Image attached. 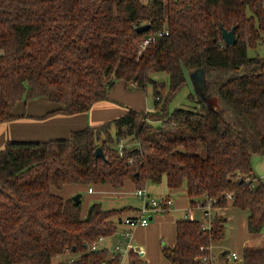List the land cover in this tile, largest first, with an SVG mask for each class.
Instances as JSON below:
<instances>
[{
    "label": "trees",
    "instance_id": "obj_1",
    "mask_svg": "<svg viewBox=\"0 0 264 264\" xmlns=\"http://www.w3.org/2000/svg\"><path fill=\"white\" fill-rule=\"evenodd\" d=\"M144 24L149 29L138 32ZM222 27H236L233 44ZM263 42L264 0H0V123L17 117V102L40 97L58 104L48 116L89 111L117 80L151 84L154 96L153 111L128 108L67 138L7 141L0 149V264L121 263V254L90 246L117 232L127 208L95 201L83 217L82 194L75 202L55 191L67 184L121 190L130 181L137 190L166 178L171 191L185 189L193 210L211 198L208 227L198 218L177 221L175 244L162 248L168 264H215L211 246L227 235L216 210L229 203L248 210L251 234L263 232L264 180L253 157L264 154V57L248 54ZM198 69L207 86L191 95L196 107L169 111ZM156 72L169 75L168 88L152 79ZM124 138L135 143L121 154ZM99 146L104 158L95 155ZM129 264L149 263L131 251ZM243 264H264V245L246 247Z\"/></svg>",
    "mask_w": 264,
    "mask_h": 264
},
{
    "label": "crops",
    "instance_id": "obj_2",
    "mask_svg": "<svg viewBox=\"0 0 264 264\" xmlns=\"http://www.w3.org/2000/svg\"><path fill=\"white\" fill-rule=\"evenodd\" d=\"M32 100L25 102L27 107L30 109L23 110L21 108L22 104H19L21 101L17 102L18 106H15L16 108L13 110L17 117L12 120L0 123V149L5 146L8 140L46 141L57 138H67L73 130L81 129L73 125V121L76 117L75 115L78 114L65 115L63 113H54L53 115L48 116L47 113L53 111L54 109H49V111L45 113L37 112L34 109H31L33 105L31 102ZM100 103L106 102L99 101L93 105L92 108H95V106L99 105ZM257 155H261L257 157H259L258 159H261L264 166V154ZM258 176L264 180V176ZM162 182L165 184L158 186V188L156 187V189L155 186H149L154 184L148 183L147 189L154 196H171L173 200L171 209L166 213H156L150 216L149 225L133 228V244L140 252V255L143 254V259L151 263L156 262L158 257H160V255L163 253L162 248L164 245L173 246L175 244L177 221L181 218H185L186 215V213H184V215L181 216L180 213L185 211L186 208H188L186 211L191 208L190 199L187 196L185 189L175 193L169 189L166 178H164ZM96 191L101 194L104 192L110 193L111 191L112 193L116 192V194H132L135 196V187L130 181L127 182L125 188L121 190L112 189L106 185H103L97 189L95 188L94 192L92 193H95ZM64 197L68 198L70 196L65 195ZM140 201L142 204L136 207L138 212L143 205V200L140 199ZM200 210L202 211V209L198 207H196L194 210L192 209L193 212ZM216 212L225 216L227 219V235L224 239L214 243L211 246L210 254L212 260H216L215 264H243V250L248 246H263L264 231L258 234H251L248 229V210L237 208L231 203H229L226 207L217 209ZM82 215L84 217L86 213L83 212ZM128 216L133 215H123L122 219ZM122 219L119 220L117 232L113 236L107 237L103 240L102 244L111 251L114 245L117 243V240L121 237V232L128 228ZM112 239H116L115 244H112ZM227 248H232L231 252H229ZM225 252H228V254L226 259L222 261L221 255ZM234 252L238 255V258H235L239 260L237 263L234 262L235 259L232 256Z\"/></svg>",
    "mask_w": 264,
    "mask_h": 264
},
{
    "label": "rangeland",
    "instance_id": "obj_3",
    "mask_svg": "<svg viewBox=\"0 0 264 264\" xmlns=\"http://www.w3.org/2000/svg\"><path fill=\"white\" fill-rule=\"evenodd\" d=\"M142 2H149L151 0H141ZM248 54L249 56H261L264 57V42L262 44H259L256 47L250 46L248 48ZM152 79L156 81L165 82L167 88L170 82L169 75L166 72H156L151 75ZM164 94H166V90L164 91ZM198 97V90L196 86L193 83V80L189 73V79L187 84L181 88L176 95L171 99L169 103V111H174L177 108H188L193 109L196 107L197 103L195 100H193L192 96ZM36 100H32V108L37 112H47L49 109H55L57 108L58 104L50 101L46 97H40L35 98ZM26 101H21L22 104L21 108L23 109H30L27 107ZM213 102L215 106H218L219 99L217 96H213L210 100ZM100 102H106V103H100L99 105L95 106V108L90 109L89 111L77 113L78 115H75V119L73 121V125L77 128H85L89 125H96L99 124L105 120H112L114 118H117L121 115H123L128 108H133L136 110L141 111H153L154 110V96H153V86L149 84L145 89H139L134 83L132 82H125L123 80H117L115 85L108 91V98L104 99ZM18 106V103L15 105ZM100 106V107H99ZM13 110H15V108ZM99 107V108H98ZM98 108V109H97ZM28 111V110H27ZM67 115V114H65ZM64 116V115H63ZM106 116V117H103ZM155 127L161 126L160 121H156L153 123ZM124 146H133L135 143L134 140H131L130 138H124L123 142ZM261 155H254L253 157V168L255 172L260 175L264 176V166L261 159H258ZM162 184H165L164 182H161L159 184L149 185V186H155L158 188V186H161ZM57 193H60L61 195H67L70 197H73L75 194L80 193L82 194V213H87L89 206L91 203L95 201H101L104 203L105 207H117V208H127L124 212V215L130 214V215H138L139 212L136 209V207L140 206L142 202L138 197L131 195H125V194H116V192H104L103 194L96 191L95 193H90L88 191L87 186L83 185H77V184H67L64 186L62 190H56ZM153 195V194H152ZM154 196V195H153ZM133 207V208H129ZM188 208L185 209V211H182L180 214L181 216L184 215V213H187ZM194 216L198 219H204L203 211H194ZM117 239V238H116ZM116 239H112V244L116 242ZM161 243V242H160ZM162 244V243H161ZM229 252H231L232 248H227ZM68 255H60L54 258L55 262L66 260L68 259ZM235 259V258H234ZM169 260H167L166 256L163 255V253L158 257L156 262H148L149 264H168ZM237 259L234 260V262L237 263ZM216 260H214V263ZM121 264H128V254L122 255Z\"/></svg>",
    "mask_w": 264,
    "mask_h": 264
},
{
    "label": "built area",
    "instance_id": "obj_4",
    "mask_svg": "<svg viewBox=\"0 0 264 264\" xmlns=\"http://www.w3.org/2000/svg\"><path fill=\"white\" fill-rule=\"evenodd\" d=\"M163 32L158 33V35H162ZM167 34V31H166ZM155 40L154 36H150L148 38H145L142 47L145 48L151 41ZM123 139L119 141V150L120 153L123 154L124 152V144L122 143ZM90 193L94 192L93 187H90L88 189ZM135 195L143 200V205L140 208L138 215L128 216L126 218H123L122 221L128 226V228L121 232V237L117 240V243L114 245L112 249V253L114 255L117 254H129L131 251L136 252L139 256L143 257V254L140 255V252L136 249L135 245L132 242L133 239V228L141 226H147L150 223V216L156 213H166L168 212L172 205L173 200L172 198H167V196H153L151 192L147 188H140L135 190ZM231 195L228 194V198H230ZM198 208L202 209L204 214V228L208 227L210 225L211 220L213 219L215 208L213 206V200L209 198L204 205L197 206ZM185 218L195 219L194 213L192 209L190 208ZM103 240L104 238H99L98 241H96L94 244L90 246V250H97L103 246ZM232 256L234 258H238L237 253H233ZM204 261L207 260V257L203 258Z\"/></svg>",
    "mask_w": 264,
    "mask_h": 264
},
{
    "label": "water",
    "instance_id": "obj_5",
    "mask_svg": "<svg viewBox=\"0 0 264 264\" xmlns=\"http://www.w3.org/2000/svg\"><path fill=\"white\" fill-rule=\"evenodd\" d=\"M150 25L149 24H144L142 26H139L137 28L138 32H144L147 29H149ZM236 27H233L232 29L228 30L225 27H222V36H223V40L225 41V43L227 45H231L236 41V33H235ZM190 76L193 80L194 85L196 86L197 90H198V94H202L205 92L206 90V76H205V72L203 69H198L196 71L190 72ZM95 155L96 157H105L103 148L101 146H99L98 148H96L95 150ZM73 200L75 202H79L81 199V194L77 193L75 194L73 197Z\"/></svg>",
    "mask_w": 264,
    "mask_h": 264
}]
</instances>
